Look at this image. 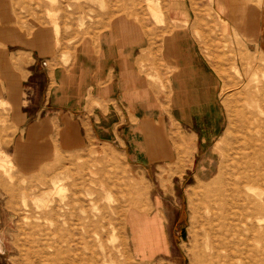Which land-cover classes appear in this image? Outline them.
I'll return each mask as SVG.
<instances>
[{"label":"rangeland","instance_id":"1","mask_svg":"<svg viewBox=\"0 0 264 264\" xmlns=\"http://www.w3.org/2000/svg\"><path fill=\"white\" fill-rule=\"evenodd\" d=\"M188 1L193 16L187 22L169 20L167 0H0V5L24 30L30 28L32 34L44 30L63 52L96 39L117 16L134 18L150 34L166 22L191 27L218 78L224 124L208 148L206 180L189 179L178 198L169 197L182 208L176 228L181 258L176 264H264V130L251 155L252 174L259 182L253 190L262 194L244 203L245 210L229 209L220 219L211 217L202 205L212 192L208 190L212 181L220 170L227 173L235 156L247 102L256 95L264 97V0ZM226 23H230L227 30ZM3 102L0 133L6 125L7 103ZM1 152L0 258L4 264H143L131 255L128 229L135 240L136 217L149 209L147 196L141 193L142 180L112 148L92 143L64 152L31 175L18 172ZM170 208L169 214L175 215L176 205Z\"/></svg>","mask_w":264,"mask_h":264},{"label":"crops","instance_id":"2","mask_svg":"<svg viewBox=\"0 0 264 264\" xmlns=\"http://www.w3.org/2000/svg\"><path fill=\"white\" fill-rule=\"evenodd\" d=\"M167 3L169 20L192 18L188 0ZM5 9L0 5L1 155L31 175L64 152L92 143L112 148L142 180L149 205L136 217L135 240L128 229L131 255L143 264L178 263L182 208L169 197L178 198L189 179L206 180L208 148L224 124L218 78L191 27L166 22L150 34L134 18L117 16L96 39L63 52Z\"/></svg>","mask_w":264,"mask_h":264},{"label":"bare ground","instance_id":"3","mask_svg":"<svg viewBox=\"0 0 264 264\" xmlns=\"http://www.w3.org/2000/svg\"><path fill=\"white\" fill-rule=\"evenodd\" d=\"M229 24L230 23H226V30L228 29V27H230ZM247 107L248 111L245 112L240 119V123H242V126H240L239 128L240 135L235 140L236 152L231 163L229 164L228 171L227 173L225 172L226 174L223 173V170L219 171L218 176L214 181H212L213 187L208 189L212 192L207 194L202 201L203 209L208 211V213H210V216L214 218L219 217L220 219L223 213L225 211H228L229 209L245 210L244 203L250 202L251 200H253V197H256L257 195L259 196L262 193L264 194V189L262 193H259L257 195L253 190L255 185H258L259 182L257 179L258 177L256 178V176L254 177L252 174L254 163L252 162L251 156L253 155L255 144L254 142L258 141L260 131L264 130V97H262L261 95L252 97V99L247 102ZM261 153H263V151ZM262 166L263 165L261 163L258 164V167ZM201 214V217L204 218L203 212ZM206 220L207 219H205L204 221ZM37 257H39V255Z\"/></svg>","mask_w":264,"mask_h":264},{"label":"flooded vegetation","instance_id":"4","mask_svg":"<svg viewBox=\"0 0 264 264\" xmlns=\"http://www.w3.org/2000/svg\"><path fill=\"white\" fill-rule=\"evenodd\" d=\"M0 264H4V262L1 260V258H0Z\"/></svg>","mask_w":264,"mask_h":264}]
</instances>
